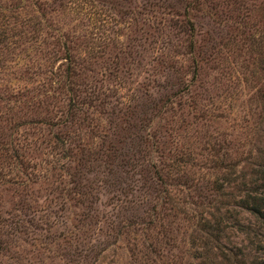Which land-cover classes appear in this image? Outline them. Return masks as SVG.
Segmentation results:
<instances>
[{
    "label": "trees",
    "instance_id": "trees-1",
    "mask_svg": "<svg viewBox=\"0 0 264 264\" xmlns=\"http://www.w3.org/2000/svg\"><path fill=\"white\" fill-rule=\"evenodd\" d=\"M215 1L146 0L150 17L156 18V11L163 15L157 33L167 37L171 59L192 55L197 29L221 30V24L232 20ZM0 9L2 49L15 47L31 65L24 72L35 76L13 87L0 86V101L23 112L21 119L6 116V127H0V188L18 200L12 209H0L2 251L26 233L23 222L59 224L55 215L50 221L46 213L54 204L65 217L64 204L73 199L83 207L78 225L64 226V220L58 234L43 240L67 242L105 216L113 230L68 252L75 264H96L121 237L128 241L132 264H181L185 254L197 264H206L210 257L228 264H264V158L255 163L256 194L247 192L238 201L256 220L255 228L240 225L237 233L243 238L227 243L225 222L234 215L222 213L221 196L231 180L215 185L216 179L204 172L227 166L195 164L189 151L183 153L177 143H171L172 149L164 139L159 120L173 122L182 115L180 103L172 105L176 86L162 85L154 95L119 100L112 89L98 84L91 66L102 47L83 23L82 5L72 0H0ZM41 183L47 184L48 194L45 205L36 208L32 185ZM100 196L113 200L107 214L100 210ZM185 225L187 243L179 236Z\"/></svg>",
    "mask_w": 264,
    "mask_h": 264
},
{
    "label": "rangeland",
    "instance_id": "rangeland-1",
    "mask_svg": "<svg viewBox=\"0 0 264 264\" xmlns=\"http://www.w3.org/2000/svg\"><path fill=\"white\" fill-rule=\"evenodd\" d=\"M72 1L82 5L80 16L83 23L102 47L91 66L98 84L112 89L119 100L154 95L162 90V85L176 86L172 105L179 102L182 115L173 122L159 120L165 129L164 139L172 149L171 143H177L183 153L189 151L195 164L227 166L220 171L210 168L204 172H207L206 178L216 179L215 185H225L227 181L224 179L231 180L223 189L225 196H221L224 202L221 211L227 210L234 215L225 222L230 230L227 243H239L243 235H238L237 228L240 225L255 228L256 220L248 209L240 207L238 201L247 192L256 194L255 163L264 158V0H216L214 3L220 2L227 18L232 20L226 26L221 24V30L218 26L213 32L207 29L208 33L206 28L197 29L192 55L180 54L173 59L167 37L164 33H157V22L163 15L156 11L153 13L156 18L150 17L146 0ZM199 22L204 24L206 21L201 19ZM3 47L0 44V86L13 87L24 80H35L31 73L24 72L31 66L24 55L18 54L15 47H8V50L5 45ZM58 63L56 61L55 65ZM189 103L191 106L188 107ZM10 106L13 105L0 101V127H6V116L12 115L15 120L23 116L17 107L13 106L10 111ZM194 170L197 172V166ZM32 189L36 199L33 206L42 208L48 194L47 184H34ZM100 199L103 204L100 210L107 214L113 200L104 196ZM17 203L12 191L0 188L1 210L12 209ZM52 206L46 215L50 221L56 216L59 220L56 226L37 220L32 221V226L23 222L26 233L10 242L8 251L1 250L5 237L0 235V262L17 258L18 264H75L70 261L68 252H73L75 247L79 250L83 243L94 238L102 240L113 232L104 221L105 216L96 227L76 231V237L68 238L67 242L50 243L53 234L62 230V221L65 220L64 226L67 227L78 225L83 209L73 199L69 200L64 204V217L54 204ZM186 227L181 228L183 232L179 236H183L187 243ZM45 235H50L47 241L43 240ZM127 244L128 241L121 237L99 255L96 264H132ZM242 244L246 246L247 242ZM205 263L228 264L219 257L207 258ZM181 264H197V261L185 254Z\"/></svg>",
    "mask_w": 264,
    "mask_h": 264
}]
</instances>
